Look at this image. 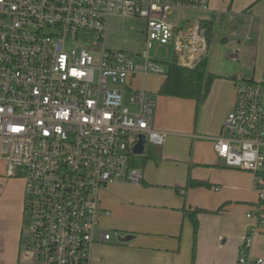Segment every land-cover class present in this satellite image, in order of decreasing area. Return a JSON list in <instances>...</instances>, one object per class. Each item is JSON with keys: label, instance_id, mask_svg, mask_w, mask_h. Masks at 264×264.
I'll return each mask as SVG.
<instances>
[{"label": "built area", "instance_id": "built-area-1", "mask_svg": "<svg viewBox=\"0 0 264 264\" xmlns=\"http://www.w3.org/2000/svg\"><path fill=\"white\" fill-rule=\"evenodd\" d=\"M187 10L211 7L209 0H0V160L7 177L24 174L25 264H91L95 245L111 239L101 227L111 215L102 189L142 183L143 169L130 165L139 136L146 146L167 137L153 125L155 94L134 79L167 76L162 49L173 48L187 68L209 54L201 21L184 27L170 17ZM126 18L145 24L140 52L106 46L110 21ZM89 35L96 37L87 45ZM213 148L227 166L251 172L262 195V77H236L233 108ZM247 217L256 221L236 264H264L251 253L264 217L259 207Z\"/></svg>", "mask_w": 264, "mask_h": 264}, {"label": "crops", "instance_id": "crops-1", "mask_svg": "<svg viewBox=\"0 0 264 264\" xmlns=\"http://www.w3.org/2000/svg\"><path fill=\"white\" fill-rule=\"evenodd\" d=\"M209 4L210 11H182L177 21L188 27L194 21L213 20L208 57L215 54L220 65L208 66L215 75L211 88L201 103L157 94L153 125L167 132L166 140L163 145L147 144L145 153L137 155L142 183L110 184L112 196L102 206L111 215L102 220L109 219L114 228L105 229L102 220L101 227L113 231L115 238L111 234L109 241L95 245L91 264H236L242 238L256 221L247 214L259 207L264 217V187L259 195L254 175L227 166L213 148L233 108L236 77L264 79V0ZM184 12H198V19ZM137 78L147 88V79ZM5 169L0 160V200L6 217H12L5 227L0 216V264H18L25 189L24 182L7 177ZM189 179L203 184L187 187ZM195 209L196 235L188 215ZM126 234L134 237L117 239ZM251 253L264 257V221L253 236Z\"/></svg>", "mask_w": 264, "mask_h": 264}, {"label": "rangeland", "instance_id": "rangeland-1", "mask_svg": "<svg viewBox=\"0 0 264 264\" xmlns=\"http://www.w3.org/2000/svg\"><path fill=\"white\" fill-rule=\"evenodd\" d=\"M197 13L184 12L183 15L184 16L185 14L191 15L195 17L194 19H198L197 16H195ZM179 14L180 12L178 11H174L172 12V14H170V17L173 18L177 24H179L177 21V16ZM144 29H145V24L143 20H139L137 18H126L121 21L111 20L109 31L107 33L106 46L108 49L113 50V51L124 50L130 53L140 52L144 46V39H145ZM95 37L96 35H89L87 37V40L84 39L85 43L87 45H90L91 40L94 39ZM91 51L97 56L99 52V48L93 47L91 48ZM151 54L153 56L155 54V51L152 50ZM159 57H160L159 59H163L164 62H171L172 60L175 59L176 56L174 54L173 48H171L168 54L166 53L165 49L160 50ZM209 64L212 67L215 66L214 69H218L220 65V60L217 56L215 57V54H214V56L210 57V59L208 60V66ZM163 80H164V77L162 76H158V77L149 76L147 78V89L152 91L156 97L158 96L157 87L160 85V83H162ZM141 81H142L141 78L136 79L135 84L139 89L142 88ZM140 161H141V156H137V155L133 156L132 162L130 164L131 167L137 168L138 164H140ZM18 172L20 175L18 177H13V178H16L17 180H21L22 182H24V189H25V181L23 180L24 174L21 170H19ZM111 190L112 189L110 188V185L102 189L100 193V199L102 200V202L105 201L106 198L108 197L110 198L112 196ZM0 197H1V189H0ZM3 203L5 202L3 200H0V216L4 217V222H6L5 224V227H6L8 224H12L11 222L12 217H8V218L6 217V214L4 213V209L6 206ZM102 221H103L102 224H104L105 229L114 228L111 226L109 219H107L106 221L104 220ZM19 225H20L19 227H20V235H21V253L19 254L17 263L25 264L27 260L23 256V250H24V243H25V238L27 235V230H28V225H29L28 212H25V213L23 212V214L21 215ZM110 232L113 235V238H115L114 232L113 231H110Z\"/></svg>", "mask_w": 264, "mask_h": 264}, {"label": "trees", "instance_id": "trees-1", "mask_svg": "<svg viewBox=\"0 0 264 264\" xmlns=\"http://www.w3.org/2000/svg\"><path fill=\"white\" fill-rule=\"evenodd\" d=\"M202 25L207 28V39L210 44L214 28L213 20H202ZM209 57L205 56L195 68H187L178 64L177 58L166 62L167 76L159 86L158 94L180 98L196 99L201 103L207 96L215 75L208 69ZM264 179V172L261 173ZM203 182L189 179L187 187L200 186ZM199 209L188 212L193 222L194 235L198 229L197 213Z\"/></svg>", "mask_w": 264, "mask_h": 264}, {"label": "water", "instance_id": "water-1", "mask_svg": "<svg viewBox=\"0 0 264 264\" xmlns=\"http://www.w3.org/2000/svg\"><path fill=\"white\" fill-rule=\"evenodd\" d=\"M145 148H146V136L145 134H141L139 136V140L136 143V145L133 148V153L135 155H143L145 153ZM134 236L132 234H126L124 236L118 235L117 239L120 242H126L129 241L133 238Z\"/></svg>", "mask_w": 264, "mask_h": 264}]
</instances>
